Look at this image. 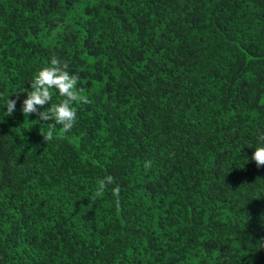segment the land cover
Here are the masks:
<instances>
[{
	"label": "trees",
	"instance_id": "16d2710c",
	"mask_svg": "<svg viewBox=\"0 0 264 264\" xmlns=\"http://www.w3.org/2000/svg\"><path fill=\"white\" fill-rule=\"evenodd\" d=\"M52 57L90 103L45 142ZM261 134L264 0H0V264H264Z\"/></svg>",
	"mask_w": 264,
	"mask_h": 264
},
{
	"label": "clouds",
	"instance_id": "9594fccd",
	"mask_svg": "<svg viewBox=\"0 0 264 264\" xmlns=\"http://www.w3.org/2000/svg\"><path fill=\"white\" fill-rule=\"evenodd\" d=\"M67 68L68 65L66 63L57 57H52L50 66H46L34 74L30 82V90L27 91V98L23 100L21 105L24 116L36 113L41 121H51V123L46 124L49 131L43 136L45 142L53 139V132L57 125L61 126V130L65 133L71 131L77 116V112L73 107L74 103H90L89 98L83 94V89L77 88L79 77L70 74ZM52 89L57 90L63 99L59 103L51 104L45 111L39 112L38 108L50 104ZM15 106L16 100L9 98L6 102L7 114L9 116L15 111ZM259 141L260 143L254 147L255 150L251 156V160L255 162L257 168L264 166V134L259 136ZM146 166L150 167V164ZM113 183L114 178L111 175L100 179L97 182L98 186L95 196H103L106 187ZM112 194L117 198L118 204L120 187L114 188ZM256 245L259 248H264V237L260 238Z\"/></svg>",
	"mask_w": 264,
	"mask_h": 264
}]
</instances>
